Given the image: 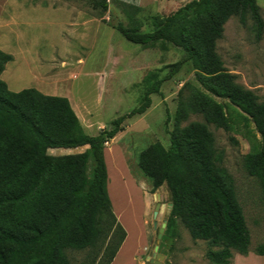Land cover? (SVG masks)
Returning a JSON list of instances; mask_svg holds the SVG:
<instances>
[{
	"label": "trees",
	"instance_id": "16d2710c",
	"mask_svg": "<svg viewBox=\"0 0 264 264\" xmlns=\"http://www.w3.org/2000/svg\"><path fill=\"white\" fill-rule=\"evenodd\" d=\"M91 5L101 16L109 9L108 0H91ZM122 7L135 21L140 8L125 2ZM233 15H239L243 25L250 15L256 40L264 38V18L257 0H191L163 17L152 31L119 23L116 29L128 41L144 46L169 43L185 56L168 65L165 76L155 78L136 107L96 135L85 131L67 97L36 88L10 90L1 74L13 55L0 49V264H71L67 250L88 248L91 258L96 254L94 264L114 261L127 231L109 195L106 144L124 130L127 120L146 113L152 95L161 94L164 82L185 64L197 70L198 80L212 94L228 98L253 120L261 144L256 154L247 156L245 167L260 179L264 192V103L255 92L235 82L217 53V41ZM179 106L187 117V104L181 101ZM189 109L201 112L217 127L229 126L224 106L212 99L201 96ZM177 125L168 148L157 141L139 156V169L152 179L153 190L165 184L171 193L162 239L176 236L180 218L194 239L222 247L208 251L213 263L229 264L233 250L247 255L251 245L235 180L220 164L207 123L193 122L182 129ZM78 147L86 149L75 154L50 152ZM130 170L139 181L141 173ZM257 253L264 255V244Z\"/></svg>",
	"mask_w": 264,
	"mask_h": 264
},
{
	"label": "rangeland",
	"instance_id": "374dc122",
	"mask_svg": "<svg viewBox=\"0 0 264 264\" xmlns=\"http://www.w3.org/2000/svg\"><path fill=\"white\" fill-rule=\"evenodd\" d=\"M108 1L109 9L101 16L92 8L91 0H0V49L14 59L6 64L1 78L12 91L36 88L48 95L67 97L91 135L109 128L114 119L136 107L155 78L165 76L167 66L185 56L182 49L169 43H132L116 26L123 23L128 28L152 31L163 17L191 0ZM257 1L264 18V0ZM123 2L140 8L135 21L124 12ZM217 53L235 82L255 92L259 102L264 103V38L256 40L250 15L246 25L241 24L239 15L229 18L223 37L217 41ZM201 96L224 106L227 128L208 123L201 112L189 109ZM181 101L188 106L185 118ZM177 122L180 129L193 122L207 123L215 137L220 164L235 180L251 236L250 252L261 255L257 249L264 244V192L260 179L247 172L245 163L248 155L259 151L262 137L249 115L228 98L212 94L198 80L197 70L185 64L164 82L161 94L152 95L146 113L127 120L124 130L106 144L111 176L108 190L110 194L112 183L113 209L126 225L129 237L116 264H149L156 246L165 255L163 264H215L207 253L222 249L212 247L208 240L194 239L180 218L176 236L162 239L171 193L165 184L153 190L152 179L139 169V156L157 141L168 148ZM85 149L58 148L50 152L75 154ZM130 169L141 173L139 181ZM129 174L138 188L131 185V190L128 181L123 180ZM158 205L164 210L161 208L155 216ZM161 228L164 232L159 238ZM91 253L89 248L67 250L71 264H94L96 254L91 258ZM237 257L238 252L233 250L229 264H235Z\"/></svg>",
	"mask_w": 264,
	"mask_h": 264
},
{
	"label": "crops",
	"instance_id": "0c3cea01",
	"mask_svg": "<svg viewBox=\"0 0 264 264\" xmlns=\"http://www.w3.org/2000/svg\"><path fill=\"white\" fill-rule=\"evenodd\" d=\"M14 61V59L12 60V61H10V62H13ZM9 62V63H10ZM77 113V112H76ZM78 115V114H77ZM79 116V115H78ZM80 118V117H79ZM80 121H81V119H80ZM81 123H82V121H81ZM82 125H83V123H82ZM83 127H84V129L86 128L84 125H83ZM85 131H86V129H85ZM105 158H106V156H105ZM107 162V161H106ZM107 167H108V164H107ZM108 173H109V181L111 182V176H110V172H109V168H108ZM128 177V176H127ZM123 180L124 181H128V183H129V185H130V189H131V185L132 186H134V187H137L138 188V185L136 186L135 184H136V180H134L131 176H130V174H129V177H128V179L127 180H125L124 178H123ZM132 183V184H131ZM140 187V186H139ZM132 190V189H131ZM110 197H111V200H114L113 199V197H112V183H111V185H110ZM171 209V208H170ZM114 210V209H113ZM115 212V211H114ZM120 213V215L122 216V213L121 212H119ZM116 214V216H117V219H118V221L122 224V225H124L125 227H126V225L124 224V222L122 221V219H120L119 218V216H118V213L116 212L115 213ZM129 239V237H128V235H127V237H126V239H125V241H124V245L122 244V246H121V248H120V250H119V253H117L118 255H116L117 256V258H116V260L114 261V262H112L111 264H116V262H117V260H118V258H119V256H120V254H121V252H122V250H123V247L127 244L126 242H127V240ZM264 259V255H257V254H254V253H252V252H249L247 255H242V254H240V253H238V257L236 258V262H235V264H264V262L262 263L261 262V260H263Z\"/></svg>",
	"mask_w": 264,
	"mask_h": 264
},
{
	"label": "water",
	"instance_id": "95a60500",
	"mask_svg": "<svg viewBox=\"0 0 264 264\" xmlns=\"http://www.w3.org/2000/svg\"><path fill=\"white\" fill-rule=\"evenodd\" d=\"M172 206V204H170V207ZM166 226V224L164 225V227ZM164 232V228H161V233L159 234V238L162 237V234ZM165 258V255H163L162 253L159 252V246L155 247V252L152 256V258L149 261V264H163V260Z\"/></svg>",
	"mask_w": 264,
	"mask_h": 264
},
{
	"label": "bare ground",
	"instance_id": "6f19581e",
	"mask_svg": "<svg viewBox=\"0 0 264 264\" xmlns=\"http://www.w3.org/2000/svg\"><path fill=\"white\" fill-rule=\"evenodd\" d=\"M156 198H157V201H159V196H158V195L156 196ZM169 206H170V205H169ZM161 208H162V210H164V206L161 207L160 205H158V207H157V209H156V212H157V213L155 214V216L158 215V212L160 211Z\"/></svg>",
	"mask_w": 264,
	"mask_h": 264
}]
</instances>
